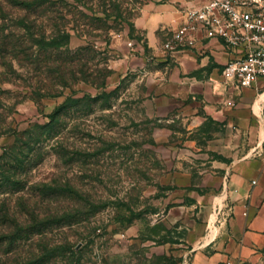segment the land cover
Returning <instances> with one entry per match:
<instances>
[{"label":"rangeland","instance_id":"1","mask_svg":"<svg viewBox=\"0 0 264 264\" xmlns=\"http://www.w3.org/2000/svg\"><path fill=\"white\" fill-rule=\"evenodd\" d=\"M149 1L0 0V264H188L205 235L173 182L213 128L115 87L111 46Z\"/></svg>","mask_w":264,"mask_h":264},{"label":"crops","instance_id":"2","mask_svg":"<svg viewBox=\"0 0 264 264\" xmlns=\"http://www.w3.org/2000/svg\"><path fill=\"white\" fill-rule=\"evenodd\" d=\"M203 1H149L111 46L115 87L129 75L152 118L214 130L212 157L201 158L189 140L193 150L176 164L179 209L185 219H202L205 232L188 264H255L264 253V80L253 88L226 83L223 69L235 53L217 39L169 57L163 50Z\"/></svg>","mask_w":264,"mask_h":264},{"label":"built area","instance_id":"3","mask_svg":"<svg viewBox=\"0 0 264 264\" xmlns=\"http://www.w3.org/2000/svg\"><path fill=\"white\" fill-rule=\"evenodd\" d=\"M200 39L220 40L235 53L223 69L226 83L253 88L264 80V0H205L188 10L163 50L169 57L194 48Z\"/></svg>","mask_w":264,"mask_h":264},{"label":"trees","instance_id":"4","mask_svg":"<svg viewBox=\"0 0 264 264\" xmlns=\"http://www.w3.org/2000/svg\"><path fill=\"white\" fill-rule=\"evenodd\" d=\"M39 0H33V4H35V3H37ZM8 3H10L12 6H15V7H22L21 5H22V0H8ZM30 5H32V4H30ZM33 9V7H31V8H29L28 7V10H32ZM0 44H7L6 43V41L4 40L3 41V39L1 38L0 39Z\"/></svg>","mask_w":264,"mask_h":264}]
</instances>
